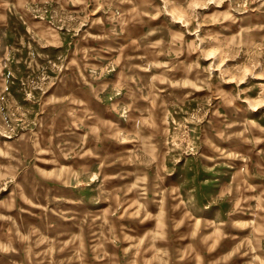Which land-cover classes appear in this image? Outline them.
Returning a JSON list of instances; mask_svg holds the SVG:
<instances>
[{
  "label": "rangeland",
  "instance_id": "rangeland-1",
  "mask_svg": "<svg viewBox=\"0 0 264 264\" xmlns=\"http://www.w3.org/2000/svg\"><path fill=\"white\" fill-rule=\"evenodd\" d=\"M0 264H264V0H0Z\"/></svg>",
  "mask_w": 264,
  "mask_h": 264
}]
</instances>
